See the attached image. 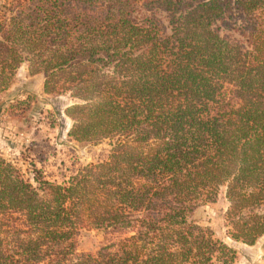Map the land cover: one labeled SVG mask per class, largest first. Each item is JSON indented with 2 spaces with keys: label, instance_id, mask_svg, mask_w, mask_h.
Here are the masks:
<instances>
[{
  "label": "trees",
  "instance_id": "obj_1",
  "mask_svg": "<svg viewBox=\"0 0 264 264\" xmlns=\"http://www.w3.org/2000/svg\"><path fill=\"white\" fill-rule=\"evenodd\" d=\"M23 65L110 149L63 183L0 153V264H235L194 219L223 192L229 237H264V0H13L0 95Z\"/></svg>",
  "mask_w": 264,
  "mask_h": 264
},
{
  "label": "rangeland",
  "instance_id": "obj_2",
  "mask_svg": "<svg viewBox=\"0 0 264 264\" xmlns=\"http://www.w3.org/2000/svg\"><path fill=\"white\" fill-rule=\"evenodd\" d=\"M13 0H0V19ZM26 104L18 105V102ZM68 94L44 93V76L31 74L27 65L17 72L10 90L0 95V153L32 177L33 166L43 170L51 181L63 183L81 166L97 163L110 149L109 144L79 145L68 131L72 121L66 109L75 104ZM228 201L224 192L214 203L200 206L194 219L211 228L216 237L236 249L235 264H264V237L254 246L233 241L224 219ZM106 236L98 230H86L79 239V251L97 252L106 245Z\"/></svg>",
  "mask_w": 264,
  "mask_h": 264
}]
</instances>
